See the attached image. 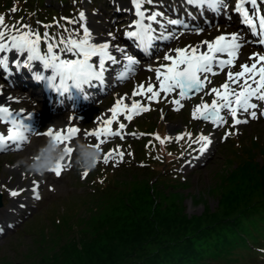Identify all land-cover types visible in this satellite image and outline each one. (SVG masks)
<instances>
[{
    "label": "snow or ice",
    "instance_id": "1",
    "mask_svg": "<svg viewBox=\"0 0 264 264\" xmlns=\"http://www.w3.org/2000/svg\"><path fill=\"white\" fill-rule=\"evenodd\" d=\"M152 2L153 0H131L137 19L129 26L131 30L124 33L126 38L134 41L145 53H150L157 41L170 42L186 34L185 32L158 33L152 24L157 23V17L162 13L147 14V10L143 7ZM185 3L197 10L207 9L213 12L227 10L229 7L227 0H185ZM262 4L264 0H236L232 10L240 16L241 23L246 25L251 34L256 37L254 42L264 48ZM15 11L16 8L13 7L11 12ZM65 19L69 24H80V30L69 32L68 29H64L63 31L68 34L58 39L50 37L45 32L43 34L45 48L42 52L40 33L33 32L27 25L7 26L4 24V17L0 15V54L12 53L22 58L10 61L8 56L0 55V69L7 72L10 64L15 69H28L33 73L35 80L44 82L58 96L68 98L73 91L86 93V89L103 87L105 73L114 65H123V70L116 75L118 81H125L130 74L134 73V66L139 61L128 55L126 49L111 43V40L116 38L111 32L108 33L111 40L97 42L86 23H81L86 21L85 12L79 13L78 20ZM168 24L188 28L178 19H170ZM194 31L196 35H200L203 29ZM247 43L249 41L237 32L221 34L212 41L203 40L196 45L189 44L183 48L169 49L162 58L164 62L157 61V67L149 66L146 69L154 73V77H149L147 86L139 84L134 87L131 97L125 94L117 98L109 109L110 118H101L98 121L100 126L96 130L85 132V139L95 138L97 143L90 146H95L97 149H101V145L107 143L110 138L118 137L124 140L123 132L126 124L119 121L121 116L131 123L135 117L148 112L153 102L160 103L161 100L167 101L173 106L172 110L178 112L184 107L182 101L190 100L201 93H203L201 103L192 109L191 118L209 122L213 128H223L228 125L230 117L232 123L229 128L238 132L237 126L247 125L252 120L264 117V52L252 53L239 64L240 71H231L236 66V61L241 59L240 49ZM114 52L121 54L120 59L114 55ZM34 64H38L35 70ZM225 69H228L226 81L220 87H212L206 91V86L212 83L210 77L219 75ZM173 93L178 98L169 99ZM137 96L146 100L147 104L134 99ZM204 96L213 97L210 104L204 101ZM8 100L12 101L13 98L8 97ZM125 101H130V104ZM31 118V114H25L23 111L15 112L7 105H0V122L8 125L7 133H0V153L23 150L29 142L30 135L34 134L43 135L61 146L70 160L74 151L70 144L74 139L79 138L80 128L70 126L54 130L50 127L42 133L34 132L26 124V121ZM161 118H163L162 110ZM114 123H118V129L115 131L112 129ZM234 131L226 132L221 138L222 141H226L230 135L234 134ZM132 135L139 138L144 134L132 133ZM185 136L190 141L188 147L191 148L193 144L199 145L197 151L201 154L206 152L213 143L210 136L203 134L198 135L195 140L192 139L191 133L175 137L169 135L164 138L156 135L154 138L164 144L173 140L179 142L185 139ZM148 146L145 145V147ZM128 155L131 156L132 153ZM124 157L125 152L117 147L104 156L103 163L108 164L112 161L114 164H119L124 162ZM69 166L63 163L58 164L52 173L60 177ZM87 175L88 173L84 172L82 178H86ZM39 187V182L33 179L30 188L27 189L37 200L41 199ZM25 190L8 189V192L10 198H15Z\"/></svg>",
    "mask_w": 264,
    "mask_h": 264
},
{
    "label": "rangeland",
    "instance_id": "2",
    "mask_svg": "<svg viewBox=\"0 0 264 264\" xmlns=\"http://www.w3.org/2000/svg\"><path fill=\"white\" fill-rule=\"evenodd\" d=\"M49 1L47 0V4ZM98 4L104 6L102 0H99ZM256 132L259 134L264 133V123H261L256 129L245 131L250 137L257 135ZM224 158L225 156L217 157V154H215L206 163V166L188 172L187 181L189 183L185 186L186 188L183 187L178 191H176L177 189H163L164 192L168 191L167 197L169 198H164L161 195V199L169 200L173 198V194L180 195L178 197L183 199L185 212L187 214H199L203 207L198 200L196 201L195 197L199 195L200 198L203 197L202 194L208 190L210 185L226 178V172L225 175L219 174L222 177L221 179L217 173L222 170L228 172L234 170L233 166L224 161ZM258 182V175L248 176L238 189V195L251 197L253 201L257 200L258 198L255 195L258 193ZM67 185L68 183H66ZM78 186L79 183L73 177V187L69 188L68 192H73L76 195L77 192L88 191L82 186L79 189ZM236 187H238L237 183L231 186L233 189ZM157 190L158 188L155 186L153 188L149 187L143 189L141 194L143 196L148 194L157 196ZM171 191L174 193L171 194ZM136 196L139 197V195ZM136 196H126L124 199L117 201V197L111 198L108 195L100 203L91 204L90 209L87 207L89 210L86 211L85 208L80 212V216L67 214L65 219L70 215L69 219L72 220V226L68 227L69 230H62L63 223L55 225L59 228H55L53 233L48 235V241L37 238L34 232L32 236L27 235V226L34 219V217H31L29 222L22 224L18 229V233L7 237L8 239H6L4 245L0 246V264H167L168 259L174 256L178 248L173 234H169L168 237L160 236L155 243L141 248L132 242L133 235L127 226L128 224L124 225L125 218L131 215L130 199L133 200ZM73 198L75 197L73 196ZM107 199L110 200L107 201ZM205 199V204H208L210 208L215 207V200L208 197H205ZM66 200L64 192L52 197L46 196L40 208L35 211L36 216L40 215L43 220L48 219L49 223L54 221V216H61L58 212L59 207L61 202ZM79 200L84 201L85 199ZM74 201L75 199H72L66 203V205L71 203L69 205L70 210L73 209V206L77 208L80 206L79 203ZM85 201L87 202V200ZM116 202L119 204L114 206L113 204ZM51 205L58 208H52ZM125 206L129 207L126 209ZM83 216L85 218L81 219ZM253 221H256L255 217L245 222L244 226L251 225ZM36 222L37 229H40L42 221L37 219ZM120 228L122 232L123 229L125 230L123 236L118 235ZM228 245L230 248L237 249H243L244 247L240 236L238 238L230 236ZM220 252L222 256L226 254L224 249H221Z\"/></svg>",
    "mask_w": 264,
    "mask_h": 264
},
{
    "label": "trees",
    "instance_id": "3",
    "mask_svg": "<svg viewBox=\"0 0 264 264\" xmlns=\"http://www.w3.org/2000/svg\"><path fill=\"white\" fill-rule=\"evenodd\" d=\"M249 175V165L228 174L226 178L221 179L219 175L221 180L210 185L202 194L203 197L200 198V195L195 197L203 207L199 214H187L183 199L178 197L180 195L173 194L174 192L171 193L174 195L172 199H161V195L169 198L163 188L157 190V196L149 194L143 196L142 190L149 187L140 176L134 175L135 186L128 188L130 193L128 197L136 195L139 197L130 199L131 215L124 220V225L128 224L132 232V242L145 248L158 241L160 236L168 237L169 234H173L178 248L174 256L168 259L167 264H195L211 257H221L225 261L228 251L233 249L228 245L230 236L238 238L240 235L250 234V229L255 224V233H262L264 227V171H261L258 177L260 182L258 193L255 195L257 200L238 195V189ZM234 183L239 185L235 189L231 188ZM205 197L216 201L214 208L205 204ZM119 199L117 198V201ZM118 204L116 202L113 205ZM128 207L125 206L126 209ZM254 217L256 221L247 227L244 226L245 222ZM120 230L121 228L118 235L123 236L125 230L123 229V232ZM221 249L226 252L223 257ZM226 263L232 264L234 261L226 260Z\"/></svg>",
    "mask_w": 264,
    "mask_h": 264
},
{
    "label": "clouds",
    "instance_id": "4",
    "mask_svg": "<svg viewBox=\"0 0 264 264\" xmlns=\"http://www.w3.org/2000/svg\"><path fill=\"white\" fill-rule=\"evenodd\" d=\"M74 149L73 167L81 172L93 171L98 162L102 160V152L89 143L77 141L72 147ZM66 154L63 148L56 143L46 140L35 151L34 155L22 157L16 161L15 167L23 168L24 171L33 176L44 177L52 173V170L65 161Z\"/></svg>",
    "mask_w": 264,
    "mask_h": 264
}]
</instances>
